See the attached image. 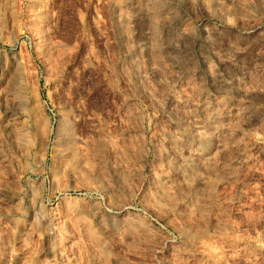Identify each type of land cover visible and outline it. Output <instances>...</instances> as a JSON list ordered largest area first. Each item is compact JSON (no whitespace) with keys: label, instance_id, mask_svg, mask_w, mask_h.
Wrapping results in <instances>:
<instances>
[{"label":"rangeland","instance_id":"rangeland-1","mask_svg":"<svg viewBox=\"0 0 264 264\" xmlns=\"http://www.w3.org/2000/svg\"><path fill=\"white\" fill-rule=\"evenodd\" d=\"M0 264H264V0H0Z\"/></svg>","mask_w":264,"mask_h":264},{"label":"bare ground","instance_id":"bare-ground-1","mask_svg":"<svg viewBox=\"0 0 264 264\" xmlns=\"http://www.w3.org/2000/svg\"><path fill=\"white\" fill-rule=\"evenodd\" d=\"M214 130V129H213Z\"/></svg>","mask_w":264,"mask_h":264}]
</instances>
